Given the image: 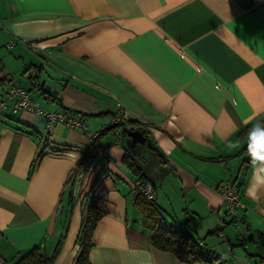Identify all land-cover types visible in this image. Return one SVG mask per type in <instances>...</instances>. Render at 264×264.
Here are the masks:
<instances>
[{"label":"crops","instance_id":"obj_1","mask_svg":"<svg viewBox=\"0 0 264 264\" xmlns=\"http://www.w3.org/2000/svg\"><path fill=\"white\" fill-rule=\"evenodd\" d=\"M0 62V96L21 86L47 111L85 116L92 132L121 104L161 150L129 136L118 146L108 131L99 143L116 163H95L77 189L71 175L88 134L62 122L48 128L45 116L14 112L10 101L0 118L5 264L35 247L55 255L52 264H76L88 196L106 212L91 264H190L153 247L132 193L133 164L165 218L187 219L216 264H264V161L239 154L248 132L238 135L264 114V0H0ZM226 181L244 204L236 218L218 190ZM203 219L210 228L197 225ZM223 222L226 238L210 234Z\"/></svg>","mask_w":264,"mask_h":264},{"label":"trees","instance_id":"obj_2","mask_svg":"<svg viewBox=\"0 0 264 264\" xmlns=\"http://www.w3.org/2000/svg\"><path fill=\"white\" fill-rule=\"evenodd\" d=\"M3 73V67L0 62V76ZM5 77H0V84L5 82ZM264 122V114L257 117L253 120L248 126L241 130L238 135H243L248 132L249 128L257 123ZM144 135L147 136L148 141H151L153 148L157 152L161 150L156 146V144L150 139L149 132L146 130L141 131ZM128 132H125L124 137L126 138ZM138 144V143H136ZM123 145V144H122ZM140 145V144H138ZM145 146L149 147L147 144ZM150 148V147H149ZM247 149L246 146L239 152V154H244ZM90 153V147L87 148V154L85 159L80 163V169L83 165L86 164V160ZM127 158H130L129 154H126ZM135 171L140 174L138 181L141 185H146L150 183L143 178V169L136 164L132 165ZM75 187V182H74ZM154 187V186H153ZM87 203L85 208H83V217L81 222V228L79 235L77 237V243L80 247V252L76 260V264H91L90 263V252L94 246L93 236L94 232L102 220L106 212L97 206L96 196H88ZM135 205L140 210L142 215V221L145 229L148 230L151 243L154 248L173 253L179 260L185 263H209L211 264L212 259L219 260V257H216V253L209 249L208 247H203L199 244V240L193 235L192 231H187L178 228L175 224L176 221L173 219V222L167 220L163 212L156 206L155 199L153 201L148 200L142 194H139L135 197ZM234 220H232L233 222ZM187 224H184L186 226ZM224 222L219 224L217 228L212 231L210 234L220 235L224 231ZM60 246V243H59ZM55 259V255L51 257L45 256L40 248L35 247L28 251L23 257H21L15 264H52Z\"/></svg>","mask_w":264,"mask_h":264},{"label":"built area","instance_id":"obj_3","mask_svg":"<svg viewBox=\"0 0 264 264\" xmlns=\"http://www.w3.org/2000/svg\"><path fill=\"white\" fill-rule=\"evenodd\" d=\"M10 101L13 102L12 109L14 112L26 110L45 116L48 119V128H50L54 123L62 122L72 128L83 130L88 134V147H90V153L86 160V164L78 170L75 169L71 175L75 182V188H77L80 184V180L85 172L95 163L106 166H112L116 163L115 158L109 153V146H104L99 143V138L102 135L108 131H112L116 137L115 144L122 146L125 132H128L129 130H146L148 132L147 125L143 121L137 120L133 117L129 109H126L121 104L118 105V108L108 125L102 127L98 131L92 132L88 130V124L85 116L73 115L67 112L47 111L42 108L40 103L34 101L31 98L30 93L21 86H13L5 95L0 96L1 119L4 118V111L8 108V103ZM110 176L113 179L116 178L112 172L110 173ZM218 190L223 197L226 213L229 216L236 218L238 210L244 207L240 190L236 183L234 181H226L220 184ZM154 191V187L151 183L141 185L138 181L134 183L132 188L134 198L137 195L142 194L150 201L155 199ZM219 236L221 238H226L223 232H221ZM0 264H5L1 255Z\"/></svg>","mask_w":264,"mask_h":264},{"label":"clouds","instance_id":"obj_4","mask_svg":"<svg viewBox=\"0 0 264 264\" xmlns=\"http://www.w3.org/2000/svg\"><path fill=\"white\" fill-rule=\"evenodd\" d=\"M247 137L248 143L246 150L253 161L257 159L264 161V122L253 124L248 130ZM255 188L256 185H253V187L248 190L250 195L256 194Z\"/></svg>","mask_w":264,"mask_h":264},{"label":"rangeland","instance_id":"obj_5","mask_svg":"<svg viewBox=\"0 0 264 264\" xmlns=\"http://www.w3.org/2000/svg\"><path fill=\"white\" fill-rule=\"evenodd\" d=\"M144 149L145 150H149V149H147L145 146H144ZM175 175H174V173H172V176L170 175V180L171 181H174L175 183H177V178L176 177H174ZM168 177H169V175H168ZM157 180H158V185H160V180H161V178L160 177H157ZM163 191V190H162ZM161 194H162V192H161ZM160 194V195H161ZM163 194H165V192L163 191ZM175 206H176V209L177 210H179L180 208H181V206H182V202H181V200H176V202H175ZM85 208V207H84ZM172 217H173V219L174 220H176V218H177V220L179 221V223L180 224H185V222H186V220L185 221H181V220H184L183 218H181V217H176V215H174V214H170ZM166 217L170 220V218L168 217V215H166ZM195 221H197L196 223H197V225L199 226H202L203 225V228H204V230H206L207 228H210V223H209V221H207V220H195ZM177 226H178V228H180V229H183V230H189V231H191L192 230V228L191 227H187V226H182V225H180V224H177V223H175ZM230 227H233L232 225H230ZM214 230V229H213ZM212 231V230H211ZM193 235H195L196 237L198 236L197 235V233L196 232H194L193 233ZM212 261H213V263L214 264H216L217 263V260L216 259H212Z\"/></svg>","mask_w":264,"mask_h":264},{"label":"water","instance_id":"obj_6","mask_svg":"<svg viewBox=\"0 0 264 264\" xmlns=\"http://www.w3.org/2000/svg\"><path fill=\"white\" fill-rule=\"evenodd\" d=\"M127 135L133 139V141L135 143L144 145L147 144L150 148H153V144L151 141H148V138L146 135H144L141 131H137V130H129ZM247 240H254V236L253 233L249 234V236L247 237Z\"/></svg>","mask_w":264,"mask_h":264}]
</instances>
